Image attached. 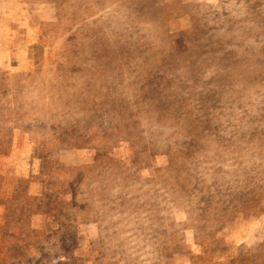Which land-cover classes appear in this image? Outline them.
Returning a JSON list of instances; mask_svg holds the SVG:
<instances>
[{
  "label": "rangeland",
  "instance_id": "1",
  "mask_svg": "<svg viewBox=\"0 0 264 264\" xmlns=\"http://www.w3.org/2000/svg\"><path fill=\"white\" fill-rule=\"evenodd\" d=\"M58 5L84 10L69 55ZM216 10L238 38L182 33L188 65L140 68ZM0 177V264H264V0H0Z\"/></svg>",
  "mask_w": 264,
  "mask_h": 264
},
{
  "label": "trees",
  "instance_id": "2",
  "mask_svg": "<svg viewBox=\"0 0 264 264\" xmlns=\"http://www.w3.org/2000/svg\"><path fill=\"white\" fill-rule=\"evenodd\" d=\"M144 6H138V9L142 8ZM155 6L153 5V8ZM160 10H161V19L162 21H166L165 24L167 25L168 24V20L171 18L168 19V17H166L165 13L169 12V11H174V9L172 8V5H164L161 9L160 7ZM59 11V12H58ZM57 24L61 27V29L58 31V34L59 36L62 37L63 41H62V45L63 47L65 48V55H69L71 53V50L69 49L71 46H75L77 45L78 41L76 42V44H73V42L71 40H68L70 35L68 34L67 30L65 29V25H67V23H69L74 17L79 19L81 18L83 15H84V10H81L80 13L78 12H73L72 13V16L73 18L71 17V14L68 15V13H64V15L62 14V7L58 5V9H57ZM211 17H214L216 19V21H209L207 22L206 20V17L205 18H202L200 19L197 24H195V27L190 31V30H187V31H183L181 32L180 34H177V31H175L172 27L168 28L169 31L165 28V29H159L158 31L163 35V39L160 41V39L157 40V42H159V46H161L160 48L162 50H165V52L167 51H170V50H173L171 51L170 55H165V53L162 54V56H160V59L153 63L151 60L152 57H150L147 53V51H144V55L143 57L141 58V67L140 68H147L149 67V65H153L155 64L156 65V68H151L150 71H154L157 69V72H160L162 71L163 69L166 70V68H169V66H175V62L177 61L179 65L181 66H186L190 63V61L193 59V57L191 56L192 54H188V53H184V49L183 48H180V44L177 43L178 40L176 37L178 36H183L182 33H187V34H198V37L199 40L197 42H200V41H209L213 38V40H216L218 39L219 37L222 36H233L235 38L233 39H236L240 36V34L236 37V32H233L232 30L229 31V28L230 26L228 25L226 31H218V30H213L210 31V28L208 26V24H211L212 26H216L217 24H220V20L224 19L225 15L224 14H219V12L216 10L214 11L212 14H210ZM86 19V17L84 18ZM168 19V20H167ZM76 20V19H74ZM79 21V20H78ZM230 22V21H229ZM172 26V25H171ZM225 26V25H224ZM163 27V26H161ZM245 28L248 30V29H252V26L250 25H247L245 26ZM228 30V31H227ZM194 31V32H193ZM71 34L74 38H77V32H75V30H72L71 29ZM80 32V30H79ZM169 32V33H168ZM66 37H68V39H66ZM214 42V41H212ZM69 43V44H68ZM158 45V43H157ZM153 46V45H152ZM165 47V49H164ZM175 50V51H174ZM76 51L77 49L74 50V55L76 54ZM155 61V60H154ZM130 62H132L130 60ZM186 62V63H184ZM163 68V69H162ZM155 72V73H157ZM95 115V118H103V119H106V116H104L103 114H94ZM97 121V120H96ZM2 182H3V179L0 177V190L1 191H7L6 190V187L3 185L2 187ZM59 198H60V195H55V200L56 201H59ZM65 200V199H64ZM63 200V201H64ZM61 205H66L65 202H62ZM63 214V215H61ZM61 216L62 219L64 218L65 220H69V221H72V218L71 216H69L68 212H67V209H62L61 213L58 214L56 217L52 218L53 220L55 219H58V216ZM52 216L49 215V218L51 219ZM62 228H60L61 230ZM137 240L135 242H138V243H141V242H144L146 240V238L144 236L142 237H139L137 236L136 237ZM64 244V245H62ZM62 244L60 243V247H65L66 244L62 242ZM42 247V246H41ZM80 246H76L74 245V247L72 249H69L68 251H65L64 249L62 250L61 254L58 256V260L57 261H54V262H50L47 263V262H44L42 260H35V259H28V257L24 256V255H20L18 253L15 254V252L13 253H10L9 254V257H8V261L6 264H87L85 262L86 258L82 255V256H77V257H74V255L72 254V252L74 253L75 250H78ZM73 250V251H72ZM72 251V252H71ZM112 255V252L109 250V248H106V251H104L100 258H96V260H93L90 264H120L121 262H112L111 259H108V257ZM127 259H132V255L131 256H125ZM80 260V263H77L79 262ZM136 259V263H138V260L140 259V257H135ZM127 264H132L131 262L130 263H127Z\"/></svg>",
  "mask_w": 264,
  "mask_h": 264
},
{
  "label": "crops",
  "instance_id": "3",
  "mask_svg": "<svg viewBox=\"0 0 264 264\" xmlns=\"http://www.w3.org/2000/svg\"><path fill=\"white\" fill-rule=\"evenodd\" d=\"M55 17V16H54ZM57 16H56V18L54 19V21L55 22H57ZM32 20V19H31ZM5 187L7 186V183H5V184H3ZM11 196V191L10 192H8V191H1L0 190V198H1V206L3 207V209L4 208H8V202H9V197ZM1 208V207H0ZM2 209V208H1Z\"/></svg>",
  "mask_w": 264,
  "mask_h": 264
}]
</instances>
